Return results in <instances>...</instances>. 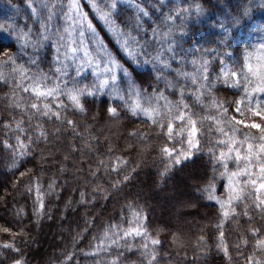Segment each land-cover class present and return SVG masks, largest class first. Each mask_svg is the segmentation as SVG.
Segmentation results:
<instances>
[{"label": "trees", "instance_id": "1", "mask_svg": "<svg viewBox=\"0 0 264 264\" xmlns=\"http://www.w3.org/2000/svg\"><path fill=\"white\" fill-rule=\"evenodd\" d=\"M16 261L264 264V0H0Z\"/></svg>", "mask_w": 264, "mask_h": 264}, {"label": "rangeland", "instance_id": "2", "mask_svg": "<svg viewBox=\"0 0 264 264\" xmlns=\"http://www.w3.org/2000/svg\"><path fill=\"white\" fill-rule=\"evenodd\" d=\"M236 113H238L239 114V117H237L236 119L237 120H239V122H241L243 125H248V126H252V127H254V128H257V123L255 122V121H252V120H250L249 118H247L245 115H242V112H240L239 110H238V107L236 108ZM250 115H255V114H251L250 113ZM18 257H20V256H18ZM16 258H17V256H16ZM20 259V258H19ZM13 264H20V262H18V261H16L15 263H13Z\"/></svg>", "mask_w": 264, "mask_h": 264}]
</instances>
